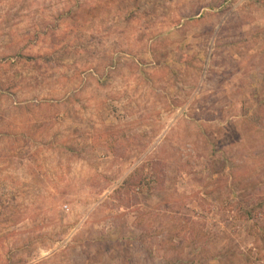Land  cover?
Instances as JSON below:
<instances>
[{
  "label": "rangeland",
  "instance_id": "1",
  "mask_svg": "<svg viewBox=\"0 0 264 264\" xmlns=\"http://www.w3.org/2000/svg\"><path fill=\"white\" fill-rule=\"evenodd\" d=\"M0 264H264V0H0Z\"/></svg>",
  "mask_w": 264,
  "mask_h": 264
}]
</instances>
